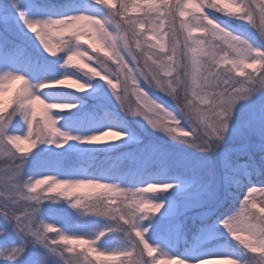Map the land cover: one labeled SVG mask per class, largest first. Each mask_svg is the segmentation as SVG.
Listing matches in <instances>:
<instances>
[{
  "label": "snow or ice",
  "instance_id": "6c2138e0",
  "mask_svg": "<svg viewBox=\"0 0 264 264\" xmlns=\"http://www.w3.org/2000/svg\"><path fill=\"white\" fill-rule=\"evenodd\" d=\"M0 264H264V0H0Z\"/></svg>",
  "mask_w": 264,
  "mask_h": 264
}]
</instances>
